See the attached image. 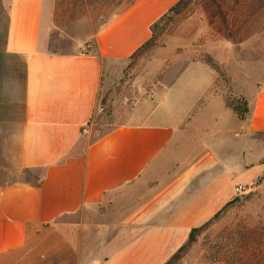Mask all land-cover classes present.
Listing matches in <instances>:
<instances>
[{
	"label": "crops",
	"instance_id": "0c3cea01",
	"mask_svg": "<svg viewBox=\"0 0 264 264\" xmlns=\"http://www.w3.org/2000/svg\"><path fill=\"white\" fill-rule=\"evenodd\" d=\"M178 1L117 3L78 37L58 0H0V264H155L235 197V116L201 104L207 90L165 117L92 131L105 66L141 49ZM244 132L264 135V83Z\"/></svg>",
	"mask_w": 264,
	"mask_h": 264
},
{
	"label": "rangeland",
	"instance_id": "374dc122",
	"mask_svg": "<svg viewBox=\"0 0 264 264\" xmlns=\"http://www.w3.org/2000/svg\"><path fill=\"white\" fill-rule=\"evenodd\" d=\"M125 1L130 0H58L56 4L60 21L82 37L89 29L88 17L102 25L113 7ZM176 6L180 14L156 29L139 53L105 66L101 109L92 131L99 137L121 124H140L158 108L157 114L165 117L168 108H183L178 100L198 91L207 90L201 104L211 100L212 112V98L225 109L227 98L246 102L248 114L242 120L228 109L235 116V185L242 188L235 192L238 201L175 264H264V135L244 132L251 98L264 83V0H179ZM67 17L71 22H66ZM64 42L57 45L60 51L73 52L75 47ZM205 58H211L218 73L202 61ZM172 87L171 103L161 107ZM222 114L218 111L215 117L221 119ZM14 137L12 133L9 144H14ZM241 158L252 166L248 173L238 168ZM3 160L9 163L8 156ZM174 253L155 264H164Z\"/></svg>",
	"mask_w": 264,
	"mask_h": 264
},
{
	"label": "trees",
	"instance_id": "16d2710c",
	"mask_svg": "<svg viewBox=\"0 0 264 264\" xmlns=\"http://www.w3.org/2000/svg\"><path fill=\"white\" fill-rule=\"evenodd\" d=\"M188 1H194V0H185V3ZM180 14V10L178 6H174L171 9H169L165 14H163L155 23H153L150 27L151 32V38L150 40L141 48L139 49L135 54L139 53L145 46H147L152 37L153 33L156 29H163L166 25L171 23L173 19ZM133 54V55H135ZM132 55V56H133ZM208 67L214 69L218 73V68L215 65L214 62H212L211 58H205L202 60ZM225 105L228 109H230L233 114L238 117L239 119H243L245 114H248V108L246 102L243 100H230L225 99ZM238 201V197H234L232 200L227 202L215 215H213L209 220H207L205 223H203L201 226L197 228H193L189 231L188 236L185 240V242L175 251V253L164 263V264H175L177 263L182 256L187 252V250L193 245L196 241V238L205 231L213 222H215L219 216H221L226 210H228L230 207H232L235 202ZM231 264H239V263H231Z\"/></svg>",
	"mask_w": 264,
	"mask_h": 264
},
{
	"label": "built area",
	"instance_id": "2783aa9c",
	"mask_svg": "<svg viewBox=\"0 0 264 264\" xmlns=\"http://www.w3.org/2000/svg\"><path fill=\"white\" fill-rule=\"evenodd\" d=\"M241 187L240 186H237L236 188H235V192H237V193H239L240 191H241Z\"/></svg>",
	"mask_w": 264,
	"mask_h": 264
}]
</instances>
